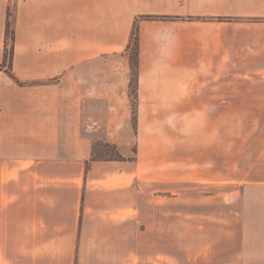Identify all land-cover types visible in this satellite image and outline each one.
<instances>
[{"label": "crops", "instance_id": "obj_1", "mask_svg": "<svg viewBox=\"0 0 264 264\" xmlns=\"http://www.w3.org/2000/svg\"><path fill=\"white\" fill-rule=\"evenodd\" d=\"M112 4L163 16L139 24L138 94L149 113L209 120L215 136L208 156L200 145L193 161L200 190L192 259L168 261L264 264V246L252 250L250 240L251 231H264V0ZM106 6L0 0V65L8 21L13 32L11 68H0V264L147 262L138 254L139 202L154 194L139 191V155L90 161V125L81 126L65 89L71 71L106 53ZM127 10L116 51L137 13ZM155 263L165 264V255Z\"/></svg>", "mask_w": 264, "mask_h": 264}, {"label": "rangeland", "instance_id": "obj_2", "mask_svg": "<svg viewBox=\"0 0 264 264\" xmlns=\"http://www.w3.org/2000/svg\"><path fill=\"white\" fill-rule=\"evenodd\" d=\"M112 3L113 0H107L106 41L109 44L106 53L71 71L70 85L67 84L65 89L75 95L74 107L83 113L81 126L90 125V133L83 135L90 140V161L106 160L108 156L125 161L133 158L135 153L139 155L140 165L145 170L138 181L139 191L154 194V197L139 202L138 254L147 261L140 263L161 264L155 262H160L163 254L165 264H173L168 261L169 257L192 259L194 193L200 190L192 182L193 161L200 145L203 156H208L206 146L211 142L215 144V136L208 131L209 120L167 118V111L165 118L159 112L149 113V104L140 101L138 94L139 24L163 20V16L148 14V8L154 9L152 7L124 8ZM127 9L137 13L131 22L126 47L116 51L113 46L123 35L121 28L127 23L128 17L124 15ZM5 65L11 68L10 61ZM142 196L145 192H139V200ZM146 220L154 221L153 225L145 224ZM250 235L252 250L254 247L261 250L264 231H251Z\"/></svg>", "mask_w": 264, "mask_h": 264}, {"label": "trees", "instance_id": "obj_3", "mask_svg": "<svg viewBox=\"0 0 264 264\" xmlns=\"http://www.w3.org/2000/svg\"><path fill=\"white\" fill-rule=\"evenodd\" d=\"M10 26H11V23H10V21H8L7 30H6L7 44H6L5 53H4V62H3V65H0V68H1V66H5L7 61H10V66H11L12 49L10 46L8 47V44L11 43V41H13V32L10 30ZM136 57H138V56H136ZM105 145H107V144H105ZM93 153H94V150H93ZM119 158L120 157L111 158L110 156H108V158H105V159H106V161H122ZM100 160H103V159H100ZM93 161H97V160H93Z\"/></svg>", "mask_w": 264, "mask_h": 264}]
</instances>
